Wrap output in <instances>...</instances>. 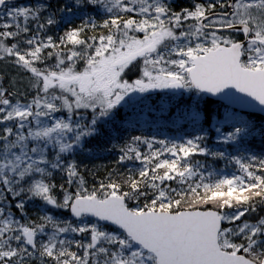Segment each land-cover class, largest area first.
Returning <instances> with one entry per match:
<instances>
[{"label": "snow or ice", "instance_id": "snow-or-ice-1", "mask_svg": "<svg viewBox=\"0 0 264 264\" xmlns=\"http://www.w3.org/2000/svg\"><path fill=\"white\" fill-rule=\"evenodd\" d=\"M217 3L231 11L217 13ZM47 7L0 0V19L8 18L0 23V59L13 57L32 74L35 89L30 102L14 103L0 85V264H44L45 258L51 264H264V217L241 220L256 211L257 198L264 204V158L212 150L206 131L183 143L133 136L120 148L119 161L136 160L143 167L91 189L71 159L88 138L102 135L101 125L114 122L133 93L194 89L223 94L230 103L264 106V0H216L179 12L168 0H70L61 11L103 9L110 15L99 25L89 16L59 44L51 36L39 39L41 30L57 22L54 13L41 22ZM187 20L193 23L185 29ZM30 21L37 34L24 40L28 48L4 43L28 34ZM98 27L106 32L86 35ZM221 29L243 39L220 35ZM68 44L72 47L64 52ZM45 49L55 51L43 55ZM50 58L56 61L52 67L35 66ZM138 59L142 77L130 82L125 73ZM203 112L197 100L186 115L201 121ZM219 123L232 125L215 129L226 145L264 135V126L258 129L227 109ZM197 155L234 162L242 174L213 179L214 173L202 171L205 165L193 159ZM54 172L67 177V186L60 185L62 198L54 194ZM37 201L50 208L21 222L26 204ZM52 209L70 213L75 222L49 214ZM68 233L87 242L61 238ZM72 245L82 251H71Z\"/></svg>", "mask_w": 264, "mask_h": 264}, {"label": "trees", "instance_id": "trees-1", "mask_svg": "<svg viewBox=\"0 0 264 264\" xmlns=\"http://www.w3.org/2000/svg\"><path fill=\"white\" fill-rule=\"evenodd\" d=\"M86 35L88 36V34ZM170 97L174 98V100L166 102L165 107L159 105L141 121L134 120L126 111L118 110L117 118L114 122L109 123L107 126L101 125L102 135L88 138L83 148L76 150L71 159L78 165L86 187L89 189L99 187L101 182H108L110 176L113 179L117 177L122 179L124 176L138 173L139 169L143 167L140 161L125 160L122 163L119 161L122 155L120 148L128 143L133 136H144L149 139L165 140L170 143H183L187 139L203 135L206 131L208 133L207 147L212 150H227L229 155H239L246 159L251 156L264 158V135L256 134L249 137L244 143L234 145H226L218 139V134L213 128L214 124L220 127L222 131L232 127L228 123H218L224 120L225 110L228 108L225 105L212 101L201 94L197 98H194L193 95L186 98L185 95L173 96V94ZM197 100L200 101V107L204 109L202 113L204 118L201 121H195L186 115L196 106ZM240 115L253 121L258 129L264 126V118L262 116ZM159 147H161L159 144L154 145V148ZM140 149L142 152H148L146 145H140ZM165 155L167 156V154ZM193 159L205 165L202 171H212L214 173L213 179L222 178L225 175L242 174L239 171V166L234 162L200 155L195 156ZM66 179L67 177L63 172H54L53 174L52 180L57 185L54 194L58 198H62L60 185L64 184L67 186ZM171 183L173 187L177 186L176 182L173 181ZM255 204L256 211L247 213L243 219L256 222L259 217H264V204L259 202V198H257ZM224 211L230 212L236 211V209L225 208Z\"/></svg>", "mask_w": 264, "mask_h": 264}, {"label": "rangeland", "instance_id": "rangeland-1", "mask_svg": "<svg viewBox=\"0 0 264 264\" xmlns=\"http://www.w3.org/2000/svg\"><path fill=\"white\" fill-rule=\"evenodd\" d=\"M70 3V0H63L58 1L54 3L52 6L47 7V11L42 13V20L43 17H47L48 15L55 14V20L57 21L55 24L51 26H47L45 29L41 30L39 32V39L42 41H46L47 37L51 36L53 41H55L57 44L60 42V37L64 36L65 32L72 28H76L78 26H81L82 24L86 23L89 19V16H91L94 21L100 22L105 19H108V16L110 14L105 13L103 9H100L99 11H93L92 9H86V10H80L77 8H73L71 12L67 11L66 9L64 11H61L62 8L66 4ZM37 4H44L46 5L42 0L37 1L34 4H15L17 6H35ZM47 6V5H46ZM138 17V16H137ZM8 18L4 17L3 19H0V23H3L7 21ZM21 23L23 24V20L21 18ZM29 27L31 28V31L28 34L23 35L22 37H18L15 40H5L4 43L8 46H11L12 43H19V46L21 50L28 48L29 46L24 43V40L26 38H30L33 35H36V26L34 22L29 23ZM99 29V27H98ZM3 29H0L2 31ZM11 30H15L14 28ZM106 30H86V34H88L89 37L93 35H100L102 33H105ZM132 35H139L136 33H130ZM142 38V36H140ZM72 45L68 44L67 46L63 47V51L67 52L68 48H71ZM48 51H55L54 49H45L43 55H46ZM2 55V54H0ZM55 58L45 59L43 63L36 62V65L38 68H46V67H52L55 64ZM83 62L78 63L77 67H82ZM143 65L142 63H137L131 66L130 71H126L125 78L129 79V81H133L135 79L141 78V76L137 77H131L133 73H135V68ZM33 82L32 74L23 68L19 67L14 63L13 57H6L4 59H0V85H2L5 89L8 90V93H11L12 95L9 96L10 99L13 100L15 103L17 100H20L21 102L27 103L30 102L33 96L35 95V89L31 86ZM151 94L147 96H142L141 93H133L130 97L126 98V103H123L118 110L126 111L130 114L131 117L134 118V120L141 121L146 117V115L149 112L154 111L156 107L161 105V107L166 106V102L174 100V98L170 97L171 93L167 92V89H152L150 90ZM7 95V93H6ZM183 95H185L186 98L193 95L194 98H197L200 93H197V91L192 90L189 91L187 89H184ZM174 96V95H173ZM117 110V111H118ZM227 110H230L233 113L239 114L238 112L227 108ZM84 112V110H81ZM87 115V113H85ZM241 116V115H240ZM221 122V121H220ZM216 123V122H215ZM219 123V122H218ZM222 124V123H219ZM4 125H0V129H2ZM217 125L214 124L213 128L216 129ZM75 188V184L73 185V190ZM135 203V202H134ZM50 206L43 205L42 202H30L26 204V211H27V217L24 218L21 222H26L27 220H35L39 216H43L47 209H49ZM15 211V210H14ZM235 211H230L227 213H233ZM49 214L55 215L60 220H73L68 212L62 211V210H56L52 209ZM16 219H20V214L17 213L15 216ZM243 219V217L241 218ZM73 222H75L73 220ZM250 223H255L252 221H248ZM236 224H240L241 221H236ZM226 224V227H233L232 224ZM52 229L49 227L47 229L48 235H51ZM61 238H66L70 241L75 240H81L85 239L80 234L76 233H68L61 236ZM41 239L47 240V236L41 237ZM87 240L85 239V243ZM71 251H77L78 253L82 250L77 249L74 245L70 248ZM32 264H40L39 260H34ZM44 264H51L50 258H45Z\"/></svg>", "mask_w": 264, "mask_h": 264}, {"label": "flooded vegetation", "instance_id": "flooded-vegetation-1", "mask_svg": "<svg viewBox=\"0 0 264 264\" xmlns=\"http://www.w3.org/2000/svg\"><path fill=\"white\" fill-rule=\"evenodd\" d=\"M37 1H41V0H26V1H23V2H20V3H17V4H34L36 3ZM47 6H52L54 5V3L58 2L59 0H53V1H50L49 0H42ZM168 2L171 4V7L173 8L174 11H177L179 12L182 8H193V5L194 4H197V3H210V2H216V0H168ZM215 11L217 13L219 12H223V11H231V9H224V8H221L219 6V3H217V8L215 9ZM140 17H137V19H139ZM193 23V21L191 20H187L184 22L185 24V29L187 28V26L189 24ZM100 24V23H99ZM218 34L220 35H224V36H232L234 39H237V40H242L243 39V36L240 34V33H232V32H222V31H219ZM143 34H140V36H142ZM143 61L141 59H138L137 61L134 62V64H137V63H142ZM143 68H144V65H140L138 67L135 68V73H133L132 75H130L131 77H137V76H141L143 74ZM151 94V91H148L146 93H141L142 96H147ZM132 95V94H131Z\"/></svg>", "mask_w": 264, "mask_h": 264}, {"label": "water", "instance_id": "water-1", "mask_svg": "<svg viewBox=\"0 0 264 264\" xmlns=\"http://www.w3.org/2000/svg\"><path fill=\"white\" fill-rule=\"evenodd\" d=\"M220 31H229V30L221 29ZM168 90L171 91V92H174L176 94H180L183 89H168ZM232 91H234V90H232ZM203 94H205L208 98H210L212 100L220 101V102L226 104L227 106H230V107H232V108H234L236 110H240L242 112H246V113H250V114H258V115L264 116V111H262V108H264V106H260L258 104V102H256V101H252V105L251 106L246 105V104L245 105H241L239 103H230L228 99H224L223 98V94H221L219 96H212V95L206 94V93H203ZM236 95L240 96V97H243V99H245V100H249L250 99L248 97H245L244 94H241V93H236Z\"/></svg>", "mask_w": 264, "mask_h": 264}, {"label": "bare ground", "instance_id": "bare-ground-1", "mask_svg": "<svg viewBox=\"0 0 264 264\" xmlns=\"http://www.w3.org/2000/svg\"><path fill=\"white\" fill-rule=\"evenodd\" d=\"M217 8V7H216ZM220 13V12H219ZM240 40V39H239ZM259 140V139H258Z\"/></svg>", "mask_w": 264, "mask_h": 264}]
</instances>
